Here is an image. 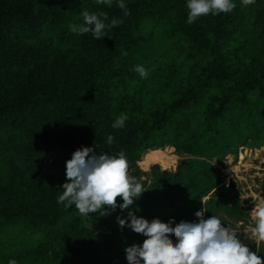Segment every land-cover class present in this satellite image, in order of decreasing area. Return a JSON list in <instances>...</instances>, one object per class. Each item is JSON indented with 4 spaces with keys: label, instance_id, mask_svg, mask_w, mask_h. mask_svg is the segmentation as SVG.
Returning a JSON list of instances; mask_svg holds the SVG:
<instances>
[{
    "label": "trees",
    "instance_id": "16d2710c",
    "mask_svg": "<svg viewBox=\"0 0 264 264\" xmlns=\"http://www.w3.org/2000/svg\"><path fill=\"white\" fill-rule=\"evenodd\" d=\"M235 3L188 24L186 0H126L127 16L115 0L111 8L0 0V264H91L98 238L128 264L125 247L145 239L119 226L129 211L179 223L205 209V218L248 221L239 182L229 187L222 169L240 147H264V0ZM85 9L123 23L100 40L72 33ZM138 63L146 79L133 70ZM122 112L129 119L113 129ZM82 146L123 151L146 190L126 209L104 206L105 215L58 204L66 161ZM165 147L184 155L174 170L140 167L148 151ZM259 189L264 194V179ZM235 221L227 220L233 228Z\"/></svg>",
    "mask_w": 264,
    "mask_h": 264
},
{
    "label": "clouds",
    "instance_id": "9594fccd",
    "mask_svg": "<svg viewBox=\"0 0 264 264\" xmlns=\"http://www.w3.org/2000/svg\"><path fill=\"white\" fill-rule=\"evenodd\" d=\"M114 0H97V3L112 7ZM255 3V0H241L242 5ZM115 4L125 16L130 15L126 0H115ZM188 9L186 23L192 24L201 15H219L231 12L235 0H186ZM82 22L70 25L69 30L77 35L91 33L100 40L108 36V31L123 23L118 17H109L104 10L81 12ZM109 37V36H108ZM141 79L149 75L142 64L133 66ZM129 119L127 113H120L113 120L111 127L120 129ZM106 142L111 145L114 137L109 133ZM128 161L123 151L116 154L97 152L94 146L77 148L65 164L66 180L61 185L62 193L57 196V203L65 208L75 206L81 215L100 211L107 214L104 206H117L126 209L134 203L146 189L134 176L129 175ZM117 196L121 203L117 205ZM205 209L195 212L198 218L193 221L181 220L176 223L160 218L149 220L129 211L127 218L117 217L121 228L128 227L145 237L141 243H132L124 249L128 264H264V257L258 254L264 243V202L254 205L251 213L252 226L244 229L247 238L256 245L252 250L237 230L230 227L227 220L216 215L205 218ZM173 225H175L173 227ZM175 237V241L170 239ZM8 264H17L9 259Z\"/></svg>",
    "mask_w": 264,
    "mask_h": 264
},
{
    "label": "rangeland",
    "instance_id": "374dc122",
    "mask_svg": "<svg viewBox=\"0 0 264 264\" xmlns=\"http://www.w3.org/2000/svg\"><path fill=\"white\" fill-rule=\"evenodd\" d=\"M165 155V161L162 162L161 155ZM260 154L262 159L257 160V155ZM56 154H50L47 158L51 162ZM169 156V159H168ZM183 154H178L173 147H165L163 149H154L148 151L144 158L139 162L140 167L144 170H149L150 166L154 164H160L164 169H175L179 160L183 157ZM147 160L149 165L144 166L143 161ZM259 163V164H258ZM225 174L224 180L229 184L230 180L235 179L239 182L235 187L240 191V196L243 198V208H245L250 217L247 222L235 221L231 217L227 216L226 220L235 221L234 229L240 232L243 239L247 238V234L244 229H250L252 226L251 213L254 205L264 202V194L259 189L262 180L264 179V147L260 149L254 148H242L238 156L228 155L226 159V166L222 169ZM236 184V182H235ZM245 184V185H244ZM234 194V191L231 192ZM225 217V214H222ZM233 228V227H232ZM248 239V238H247Z\"/></svg>",
    "mask_w": 264,
    "mask_h": 264
},
{
    "label": "water",
    "instance_id": "95a60500",
    "mask_svg": "<svg viewBox=\"0 0 264 264\" xmlns=\"http://www.w3.org/2000/svg\"><path fill=\"white\" fill-rule=\"evenodd\" d=\"M234 185L235 182L231 179L228 186L233 187ZM90 262L91 264H119V260L117 258L104 252L101 238H98L93 245Z\"/></svg>",
    "mask_w": 264,
    "mask_h": 264
},
{
    "label": "bare ground",
    "instance_id": "6f19581e",
    "mask_svg": "<svg viewBox=\"0 0 264 264\" xmlns=\"http://www.w3.org/2000/svg\"><path fill=\"white\" fill-rule=\"evenodd\" d=\"M165 155H163V153H162V155H161V159H162V162L164 163V162H166L164 159H165ZM168 159H169V156H168ZM257 159H262V157H261V155L260 154H258L257 155ZM259 164V163H258ZM143 165L144 166H147V165H149V162L147 161V160H144L143 161Z\"/></svg>",
    "mask_w": 264,
    "mask_h": 264
}]
</instances>
